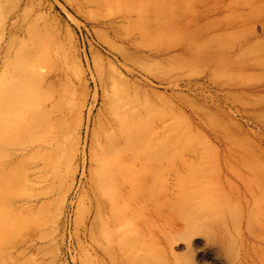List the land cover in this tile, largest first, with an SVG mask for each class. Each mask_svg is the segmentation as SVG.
<instances>
[{
    "label": "rangeland",
    "instance_id": "1",
    "mask_svg": "<svg viewBox=\"0 0 264 264\" xmlns=\"http://www.w3.org/2000/svg\"><path fill=\"white\" fill-rule=\"evenodd\" d=\"M141 11L126 0H0L1 45L17 29L0 96L20 83L48 109L25 106L0 127V264H227L248 236L239 186H264V12L230 25L216 7L198 22L192 8L172 22ZM119 112L155 129L166 120L169 150L150 209L107 253L89 154Z\"/></svg>",
    "mask_w": 264,
    "mask_h": 264
},
{
    "label": "bare ground",
    "instance_id": "2",
    "mask_svg": "<svg viewBox=\"0 0 264 264\" xmlns=\"http://www.w3.org/2000/svg\"><path fill=\"white\" fill-rule=\"evenodd\" d=\"M126 1L134 2L142 8L139 17L143 20L159 22L174 21L176 9L179 18L186 17V14L180 12L183 8L195 9L191 16L195 22L215 15V7L220 10L227 9L224 18L228 19L230 25L231 21L235 22L236 19L249 20L264 12V0ZM203 7L206 8L205 13L202 10L197 11V8ZM156 9L161 10L157 12ZM168 14H171L169 16L171 18H167ZM5 34L9 35V40L4 45L0 43V77H3L8 69L6 66L9 64L12 43L17 35L16 26L5 28L4 37L1 39L3 42L6 41ZM250 35L249 39L255 36L254 33ZM245 65L259 66L262 63L256 60ZM45 85L47 82L43 80L42 86ZM24 88L25 86L20 83L6 84L3 88L0 96V127L3 131L13 128L19 119L18 115L22 117L20 109L25 106L30 112L48 111L42 104L36 107L29 93L23 91ZM135 120L128 113H115L109 128L98 139L96 150L89 154L91 167H94L98 173L97 179L93 182L95 200L92 205L98 219L97 223L94 222V227L104 234L102 238L96 239V243L107 253L115 247H125L128 238L133 237L129 235L134 230L139 213H145L150 209L156 170L165 168L166 165L169 150L168 122L161 121L155 129L151 121L145 117ZM144 120L146 125L143 127L141 125L144 124ZM30 149L32 148H25L26 151ZM239 188L247 209L240 214L239 220L248 230V236L240 240L239 251L233 246L229 248L226 261L227 264H264V186L255 189L243 180ZM252 201H254L253 205H251ZM163 205L168 206V204ZM32 207L34 206L29 204L27 209ZM224 211L223 215L226 213V210ZM164 239L169 241L166 233Z\"/></svg>",
    "mask_w": 264,
    "mask_h": 264
}]
</instances>
